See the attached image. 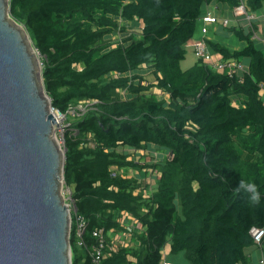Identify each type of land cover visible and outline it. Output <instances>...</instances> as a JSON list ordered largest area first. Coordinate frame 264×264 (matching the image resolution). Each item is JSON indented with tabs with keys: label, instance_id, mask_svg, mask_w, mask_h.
Listing matches in <instances>:
<instances>
[{
	"label": "trees",
	"instance_id": "16d2710c",
	"mask_svg": "<svg viewBox=\"0 0 264 264\" xmlns=\"http://www.w3.org/2000/svg\"><path fill=\"white\" fill-rule=\"evenodd\" d=\"M241 2L253 12L264 7V0L9 1L44 57L52 106L67 114L71 104L100 101L68 116L64 133L65 185L88 221L86 246L73 221V264H161L167 246L189 264H249L251 230L264 227V48L251 27L216 24L245 46L207 37L209 50L244 69L230 75L200 58L181 67L207 6L233 11ZM121 21H140L141 36ZM140 150L170 154L152 164L131 153ZM150 169L160 173L150 190L128 176ZM124 213L140 231H129ZM99 229L104 257L96 262ZM116 233H130L134 244L112 249Z\"/></svg>",
	"mask_w": 264,
	"mask_h": 264
},
{
	"label": "water",
	"instance_id": "95a60500",
	"mask_svg": "<svg viewBox=\"0 0 264 264\" xmlns=\"http://www.w3.org/2000/svg\"><path fill=\"white\" fill-rule=\"evenodd\" d=\"M9 1L0 0V264H73L59 123Z\"/></svg>",
	"mask_w": 264,
	"mask_h": 264
},
{
	"label": "built area",
	"instance_id": "2783aa9c",
	"mask_svg": "<svg viewBox=\"0 0 264 264\" xmlns=\"http://www.w3.org/2000/svg\"><path fill=\"white\" fill-rule=\"evenodd\" d=\"M233 14L235 17H245L248 22H249V27H251V30H253V39L259 40L260 35L258 34V31L255 27V24L257 22V16L256 14L251 11L250 9L247 8V5L245 2H241V4L233 9ZM202 21L204 25L202 26V33L203 36L200 39H197L194 42V49L195 53L198 58L202 59L206 64L214 68L215 70L219 72H225L226 70L230 75H232L234 72L238 71V69H244V66L241 62H239L236 59H229V60H224L222 59L221 55L212 53L209 50L208 44H207V34L210 30V28L216 24H222L223 26H228L230 21L228 18H223L221 16H215L209 9L205 10L204 15L202 16ZM122 24V23H121ZM122 93H125L123 91ZM261 94H264V88L261 90ZM124 95V94H123ZM100 101L97 99H86L83 101H80L76 104H71L69 106V109L67 111V114H64L60 112L59 110L55 109L53 110L54 115L56 116L58 123H59V129L61 128V132L66 131V129L70 126V122H67L66 124L65 121L68 120V116L72 117H80L83 116L88 110L90 109H98L97 104H99ZM61 123L64 124L61 126ZM64 136V134H63ZM116 174V173H115ZM129 177H132L128 174ZM71 189V188H70ZM72 191V190H71ZM71 198L73 200V204H69L70 211L72 210L71 206L73 207L74 211L71 212V229H72V224L73 221L76 225V233L77 237L79 239V244L86 246V243L84 241L83 235L87 230L88 226V221L86 218H84L82 215H80L77 211L76 203L74 198L72 197L71 193ZM133 218V217H132ZM131 219V216H128L127 214L124 213L123 221L127 223ZM127 220V221H126ZM133 220L136 222L135 227L139 228L141 230L140 225H138L137 221L133 218ZM127 226V225H126ZM127 228H129L127 226ZM135 228H129V231L134 230ZM94 235L101 238L99 246H96L94 250L91 252V256L94 258V261L99 262L103 257V247H104V241H103V229H99L97 231H94ZM131 237L130 233H124V236ZM251 235L254 239V243L258 247L264 246V227H253L251 230ZM118 236V235H117ZM120 237H116L115 239L112 238V249H116L121 245H127L126 243H121L119 242ZM163 259L161 261V264H173L170 260L166 258V254L163 252ZM261 263H264V260H261Z\"/></svg>",
	"mask_w": 264,
	"mask_h": 264
},
{
	"label": "rangeland",
	"instance_id": "374dc122",
	"mask_svg": "<svg viewBox=\"0 0 264 264\" xmlns=\"http://www.w3.org/2000/svg\"><path fill=\"white\" fill-rule=\"evenodd\" d=\"M257 14H264V7L259 10L258 12H256ZM231 26H236L235 24L233 23H229ZM138 25V23H136V26ZM202 24L199 23L198 25V29H197V32L195 34V37L192 39L193 40V43H188L187 46H186V49H187V56H186V59L184 61L181 62V67L183 70H187L189 69L190 67H192L196 61L198 60V57L195 53V47H194V42L199 38L201 37V35L203 36V33H201L202 31ZM232 42L228 43V45L234 47L236 46L237 48L238 47H243L245 46V42L242 41L241 39L237 38L235 35H233L232 33L229 35ZM208 38H212L215 40V37L213 36V34L209 32V34L207 35ZM224 41L226 42V38H224ZM235 48V47H234ZM36 51L38 52V58L40 60V64H41V67H43V60H44V57L40 54V52L36 49ZM82 65H79L78 68H81ZM147 79L150 81V82H155V79L153 76L151 75H148ZM154 92V94H156V96L159 98L161 95H162V91L157 89V88H153L152 90ZM125 94V93H123ZM168 96V95H167ZM68 121L66 120L64 124H66ZM61 123V126L64 125ZM57 127V126H56ZM64 132H61V128H57L56 129V136H57V139L61 145V147L63 148V150H65L64 148V136H63ZM132 154L135 155V158H137L138 160H141V162H148V163H160L161 161V158L164 157V155H168L170 153L168 152H163V151H158V150H155V151H144V150H140L138 152H131ZM146 178L144 179L143 178V181L146 182L148 185H149V190L152 188V187H156V180L158 179V177L160 176V173L157 172L156 170H146ZM141 173V172H140ZM129 175L130 176H138L140 177V174L136 171V170H130L129 171ZM63 193H64V197L66 199V201L69 203V204H73V200L71 198V189L69 187H67L64 183V187H63ZM72 210L71 212L74 211L73 207L71 206ZM129 223H127L126 225L129 227V228H136L135 227V221L133 220V218L131 217V219L129 221H127ZM138 231H140V229L138 228L137 229ZM118 235V234H117ZM116 234H111L112 238L115 239L116 237H119L117 236ZM117 240H120L119 242L121 243H126L127 245L130 244V245H133L134 244V241L132 239V237H127L125 235V237L123 236L122 238L120 237L119 239ZM163 252L164 254H166V258L168 260H170L173 264H189V262L187 261V259L185 258L184 256V253H178V254H171L169 252V246H167L166 248L163 249Z\"/></svg>",
	"mask_w": 264,
	"mask_h": 264
},
{
	"label": "crops",
	"instance_id": "0c3cea01",
	"mask_svg": "<svg viewBox=\"0 0 264 264\" xmlns=\"http://www.w3.org/2000/svg\"><path fill=\"white\" fill-rule=\"evenodd\" d=\"M207 9H209L215 16H221L223 18H228L230 23L235 24L236 26H243L245 28H248V20L243 17V16H239V17H235L233 14V11L230 10V8L227 5H223V4H213V5H208ZM257 16V22H256V29L258 30V34L261 36L259 40H257L258 45L260 47L264 48V14H257L256 12H254ZM122 25H126L129 27V29L131 31H133L135 33V35H137L138 37L141 36L142 33V23L140 21H133V22H126V21H121ZM136 23H138V25L136 26ZM203 26L204 23L201 20L200 22ZM214 27V29L210 30V34L212 33L213 36L216 39H221L224 40V38H226V43H230L232 42L230 36L228 33L225 32V30L223 28H220L221 26H212ZM202 28V27H201ZM202 31V30H201ZM208 32V34H209ZM202 33V32H201ZM207 34V35H208ZM124 34H116L115 36H113L114 39H117L119 37H122ZM202 37V35H201ZM201 37H199L198 39H200ZM225 42V41H224ZM193 43V40L189 41V44ZM229 47H231L232 49H240L242 47H232L229 45ZM151 76H153L151 74ZM148 76H146L147 78ZM155 79V78H154ZM148 80V79H147ZM149 81V80H148ZM150 82V81H149ZM156 82V81H155ZM146 172L141 171L140 173V177L143 179L146 178ZM117 235V233H116ZM120 235V236H119ZM119 237H123L124 234L118 233ZM125 237V236H124ZM246 253L248 255V263L249 264H264L261 263V260H264V246L262 247H258L257 245H254L248 249H246Z\"/></svg>",
	"mask_w": 264,
	"mask_h": 264
},
{
	"label": "bare ground",
	"instance_id": "6f19581e",
	"mask_svg": "<svg viewBox=\"0 0 264 264\" xmlns=\"http://www.w3.org/2000/svg\"><path fill=\"white\" fill-rule=\"evenodd\" d=\"M36 51V50H35ZM36 55H37V57H38V52L36 51ZM55 128H56V126H55Z\"/></svg>",
	"mask_w": 264,
	"mask_h": 264
}]
</instances>
